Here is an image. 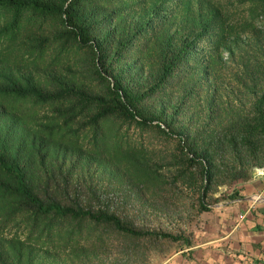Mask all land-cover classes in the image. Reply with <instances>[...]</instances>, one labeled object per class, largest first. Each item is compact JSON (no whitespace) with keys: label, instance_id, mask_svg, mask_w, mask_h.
I'll return each instance as SVG.
<instances>
[{"label":"trees","instance_id":"1","mask_svg":"<svg viewBox=\"0 0 264 264\" xmlns=\"http://www.w3.org/2000/svg\"><path fill=\"white\" fill-rule=\"evenodd\" d=\"M163 1L159 14L156 0H0V264H142L160 243L189 247L146 224L178 214L165 193L187 187L209 212V193L264 167V52L230 104L208 90L238 29L264 32V0H237L245 19ZM177 12L187 20L170 32ZM151 135L173 146L150 153Z\"/></svg>","mask_w":264,"mask_h":264},{"label":"rangeland","instance_id":"2","mask_svg":"<svg viewBox=\"0 0 264 264\" xmlns=\"http://www.w3.org/2000/svg\"><path fill=\"white\" fill-rule=\"evenodd\" d=\"M200 0H190L189 5L194 7V5ZM205 1V0H204ZM211 6H213L220 15L223 17L225 15H231L232 18H243L247 16L248 6L247 4L238 5L237 0H207ZM157 4H160L159 14L163 12L166 8L170 7L163 0H156ZM203 10H199L196 12L201 13ZM172 20L170 21L171 27L170 32L176 28L177 22L179 20H187L181 13L177 12L175 15L171 16ZM233 23L232 20H228ZM256 28H260L264 31V18L261 17L254 21ZM239 38L238 40L232 41L230 43H226V45L220 49L217 54L216 60L212 66V71L209 73V86L208 90H215V95L218 101H222L224 104H230V100L227 96V92L231 87L232 90L237 89L235 78L239 75V72H243L244 66L248 65L249 62L252 61V51L257 56V59L261 61L262 54L264 52V32L260 34L257 39V43L255 42V38L252 33V29L244 27L239 28ZM202 45V41H198L195 43L194 47L198 50ZM254 49H259L256 52ZM251 66V65H250ZM249 67L247 68V70ZM205 87V86H204ZM228 89H225V88ZM199 101V100H198ZM200 102V101H199ZM233 102V103H232ZM235 100H231V103L234 104ZM134 137L138 138L137 132H134ZM143 145L147 148L150 153L164 152L165 150H169L173 146L172 140H164L157 135H151L150 137L143 139ZM264 167H253L251 172H255L256 169ZM240 180L233 181L229 185H221L214 192L209 193L206 196V201L211 202L210 207H215L212 204L214 196H219L220 200H228L225 194L233 190L234 186H237ZM105 180H103V184ZM236 188V187H235ZM178 194V193H177ZM180 194L182 196H180ZM167 198V205L169 208L171 207L177 213H174L172 217L165 215V212H152L148 213L146 216V224L150 226V228H157L162 231L168 232H178L180 231L183 235H187L190 237L191 243L194 242V237L198 238L204 235V228L206 227V220L209 218L212 212H202L198 213L196 209H194L191 205L193 202L191 199L194 197L193 193L187 188L181 186L179 187V196L180 198L175 199L173 196H169V194L165 193ZM147 196V195H146ZM145 196V197H146ZM162 196L153 197L152 199L160 202L164 201ZM191 198V199H190ZM150 199V197H149ZM224 201V202H225ZM215 203V202H214ZM226 203V202H225ZM224 204V203H223ZM148 208V207H147ZM149 209V208H148ZM180 215V216H179ZM208 228H210L208 226ZM187 247H184L180 242H163L160 245H157L155 248H151L149 250L148 258L142 264H191V261L194 259V255H190L188 252H192L193 250H187ZM186 251H181V250ZM181 251V252H180ZM200 254V253H199ZM201 258L203 255H200ZM199 258V256H198ZM41 263L39 264H50L47 259H40ZM56 261V260H55ZM200 263V259L198 261ZM52 264H64L63 261L59 263ZM67 264V263H65Z\"/></svg>","mask_w":264,"mask_h":264},{"label":"crops","instance_id":"3","mask_svg":"<svg viewBox=\"0 0 264 264\" xmlns=\"http://www.w3.org/2000/svg\"><path fill=\"white\" fill-rule=\"evenodd\" d=\"M237 188L239 197L214 203L204 235L186 248L193 250L188 252L194 255L191 264L199 259L202 264H264V175L252 172ZM242 211L245 216L238 221Z\"/></svg>","mask_w":264,"mask_h":264},{"label":"built area","instance_id":"4","mask_svg":"<svg viewBox=\"0 0 264 264\" xmlns=\"http://www.w3.org/2000/svg\"><path fill=\"white\" fill-rule=\"evenodd\" d=\"M255 172H256L257 174H259V175H264V170H263V168H258V169L255 170ZM244 216H245V211H242V212H239V213L237 214L236 218H237L238 221H241V220L244 218Z\"/></svg>","mask_w":264,"mask_h":264}]
</instances>
